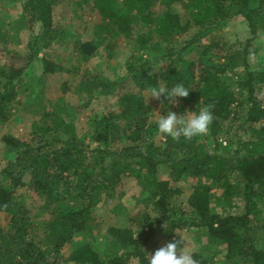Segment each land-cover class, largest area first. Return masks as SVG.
<instances>
[{"label": "trees", "instance_id": "16d2710c", "mask_svg": "<svg viewBox=\"0 0 264 264\" xmlns=\"http://www.w3.org/2000/svg\"><path fill=\"white\" fill-rule=\"evenodd\" d=\"M15 1L29 37L19 54L9 49L0 25V124L14 116L23 79L37 61L44 75H80V81L73 91L62 84L63 94L33 124L30 138L2 137L14 158L0 169V213L8 216L0 226V264H107L90 244L74 247L73 238L90 228L103 198L121 199L133 180L150 189L154 222L138 220V236L112 227L108 264H147L146 227L168 242L177 231L201 229L211 246H224L231 264H264V138H245L250 131L264 134V72L247 64L248 47L264 32V0H76L96 14L97 26L152 53L131 55L127 73L114 78L81 73L80 62L98 49L93 41L75 43L79 64L69 69L40 58L62 33L54 13L64 0ZM237 17L251 34L242 51L218 35ZM163 63L168 66L158 67ZM229 76L236 78L232 85ZM178 82L190 94L173 110L210 106L213 123L207 135L190 141L166 136L159 142L154 113L140 93ZM70 91L105 100L102 114L89 121V142L72 118ZM183 180L192 183L191 192L178 204ZM215 185L224 189L220 201L231 212L211 211ZM39 216L47 219L35 222ZM193 254L199 264H210Z\"/></svg>", "mask_w": 264, "mask_h": 264}, {"label": "rangeland", "instance_id": "374dc122", "mask_svg": "<svg viewBox=\"0 0 264 264\" xmlns=\"http://www.w3.org/2000/svg\"><path fill=\"white\" fill-rule=\"evenodd\" d=\"M75 2L76 0H64V3L55 8V27L62 33L59 34L51 47L40 53V58L50 59L69 69L79 64V58L74 47L75 43L93 41L98 44V49L91 58L80 62L81 73L91 71L114 78L127 73L126 62L131 55L136 56L138 59H147L152 56V53L148 51L136 50L128 40L122 37H113L109 28L97 26L99 20L96 14L88 6L79 7ZM23 24L20 4L15 0H0V25H3L9 34V37H7L9 39V49L19 54H25L29 37V32ZM218 35L224 38L232 49L239 51L246 47L247 40L251 38L247 22L242 17L227 21L224 30L220 31ZM201 51L202 48L194 51L191 59L198 58ZM167 64H159L158 67H166ZM247 64L253 68V71L264 72V32L253 39L248 47ZM237 70L241 72L244 67L240 66ZM235 80V77L229 76L227 82L232 85ZM66 81L73 91L80 81V75H44L40 61H37L33 68L26 73L14 116L9 121L0 124V169L14 158V154L9 152L2 142V137L10 135L20 139L30 138L33 124L41 120L47 110L50 109L51 102H54L63 94L62 84ZM72 91L68 92L65 97L71 105V114L76 123L77 131L85 136V140L89 142V121L95 115L102 114L106 103L104 99L88 100L85 94L80 97L71 93ZM140 94L152 108L154 121L158 117V113L154 111L166 114L167 108L161 107L163 96L159 100L150 98L148 101L149 90ZM258 127L256 126V128ZM245 138L255 140L264 138V134L262 131H250L245 135ZM165 139L166 136L158 135L156 140L164 142ZM129 183L130 190L124 197L112 200L103 198V201L94 208V222L90 224L87 231L74 235V247L79 244H90L108 264L110 254L106 250L110 241L109 230L112 227L132 230L135 236H138L137 234L140 233V227L136 224L138 220L142 221L147 216L154 222L153 217H155L156 211L153 210L150 189H144L136 180ZM177 185L182 190L177 202L178 204H184L190 195L192 183L183 180L178 182ZM24 191L25 189L21 190V192ZM211 193L212 212L217 214L231 212L220 201L224 194V189L221 186L215 185ZM242 206V203L237 205V208L233 209L232 212ZM46 219L47 217L39 216L35 222ZM7 221L8 216L0 213V226H5ZM144 232L147 233L145 235L147 244L144 247L147 255L154 253L158 248L168 243L167 237L162 232H157L154 236H151L147 227ZM177 232L174 237H178L180 233L187 240L193 253L200 252L209 259L210 264H231L225 257L224 246L222 248L218 245L211 246L206 238L207 236L201 229L193 228ZM68 251L69 249L66 252Z\"/></svg>", "mask_w": 264, "mask_h": 264}, {"label": "clouds", "instance_id": "9594fccd", "mask_svg": "<svg viewBox=\"0 0 264 264\" xmlns=\"http://www.w3.org/2000/svg\"><path fill=\"white\" fill-rule=\"evenodd\" d=\"M190 89L183 82L175 83L173 86L154 85L150 88V98L159 100L164 97L166 103L162 102L161 107L167 108L166 114L158 113L156 123L157 135L171 137L175 141L183 138L190 141L207 135L213 123V113L210 106L197 105L195 110H184L178 113L173 110L180 104L182 98H187ZM178 233V232H177ZM147 264H199L193 251L188 245L184 236L179 233L165 246L158 248L147 257Z\"/></svg>", "mask_w": 264, "mask_h": 264}]
</instances>
